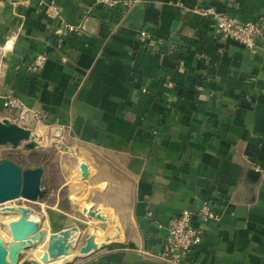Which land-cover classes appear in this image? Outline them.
Instances as JSON below:
<instances>
[{
    "label": "crops",
    "instance_id": "0c3cea01",
    "mask_svg": "<svg viewBox=\"0 0 264 264\" xmlns=\"http://www.w3.org/2000/svg\"><path fill=\"white\" fill-rule=\"evenodd\" d=\"M122 1L131 6L0 0V121L50 133L69 205L57 195L41 228L100 229L108 246L77 264H167L170 220L210 202L221 218L193 217L203 238L183 264H264V49L221 40L202 12L256 22L264 0ZM39 55L43 68L28 71ZM8 96L27 107L26 122L4 108Z\"/></svg>",
    "mask_w": 264,
    "mask_h": 264
},
{
    "label": "water",
    "instance_id": "95a60500",
    "mask_svg": "<svg viewBox=\"0 0 264 264\" xmlns=\"http://www.w3.org/2000/svg\"><path fill=\"white\" fill-rule=\"evenodd\" d=\"M38 138L32 130L12 123L8 119L0 121V147L10 146L16 150L22 143H26L25 149L34 150L39 147ZM80 168L82 178L87 179L88 166L82 164ZM43 175V168L23 169L10 160H2L0 162V204L21 198L29 202H37L44 195L41 188ZM4 212L18 215L19 219L9 223L11 241L6 242L0 237V264H19L25 251L42 244H47V249L42 256L43 262L71 256L75 251L79 228L72 227L58 233H48L41 228L40 222L30 220L29 217L33 211L29 208L8 207L4 209ZM83 212L97 220H105L99 211H89L85 208ZM107 246L108 243L98 245L92 235L80 248V254L85 257ZM33 264L37 263L33 261Z\"/></svg>",
    "mask_w": 264,
    "mask_h": 264
},
{
    "label": "built area",
    "instance_id": "2783aa9c",
    "mask_svg": "<svg viewBox=\"0 0 264 264\" xmlns=\"http://www.w3.org/2000/svg\"><path fill=\"white\" fill-rule=\"evenodd\" d=\"M111 8L123 5L129 7L130 3L122 0H104ZM203 14L210 15L213 18L217 36L223 41H232L246 47L251 51L264 49V16L256 22H243L226 13L219 12L213 8H207L202 11ZM46 15L51 19L60 16V7L51 2L46 7ZM68 34H78L77 27L65 25ZM140 37L147 43L149 50L156 47V42L152 39L148 31L143 30ZM14 48L13 39H9L2 47V52L12 51ZM46 62L45 55L37 56L31 64L27 65L30 72L40 71ZM169 86H172L169 84ZM4 108L18 113V118L26 122L29 117L27 107L15 97L4 98ZM198 216L203 222H217L221 215L217 213L210 202H204L197 211L183 210L181 214L170 220L165 239L163 259L167 264H183V260L192 250L202 242V231L192 223L193 217Z\"/></svg>",
    "mask_w": 264,
    "mask_h": 264
},
{
    "label": "rangeland",
    "instance_id": "374dc122",
    "mask_svg": "<svg viewBox=\"0 0 264 264\" xmlns=\"http://www.w3.org/2000/svg\"><path fill=\"white\" fill-rule=\"evenodd\" d=\"M39 138L37 142L39 143V147L34 150H27L24 147V143L21 146L13 150L10 146L8 147H0V161L7 160L6 158H10L15 162H23L24 166H35L37 163H40L45 166L47 173L45 174L42 180V189L44 195L41 199L37 202H29L25 199H19L16 201L7 202L4 204H0V237L4 239L6 242L11 241V236L8 228V224L14 220H16L15 214L4 212L5 208L13 207H26L33 211V213L37 216L40 214V209L44 208L45 206H52L56 204L57 195L61 198V206L64 209L69 207L68 203L66 202V195L64 191L58 192L61 183L63 182L62 177L58 174L57 171V149L53 146V140L50 133H42L40 132L37 135ZM32 153H36L32 156ZM12 162V161H11ZM85 217H90L88 214H85ZM39 218V216H38ZM41 218H39V222L41 224ZM87 219V218H86ZM100 229H86L81 231L78 234V238L76 241L75 251L73 252V256H71L64 264H77L81 261L82 257L80 254V248L85 242L86 236L90 233L93 236H97V243L99 242L100 238H103V232ZM99 244V243H98ZM43 246L38 245L36 248L27 250L24 252L22 259L28 262V264H33V261L39 259L43 254ZM40 252V255L38 253ZM22 260V261H23Z\"/></svg>",
    "mask_w": 264,
    "mask_h": 264
},
{
    "label": "bare ground",
    "instance_id": "6f19581e",
    "mask_svg": "<svg viewBox=\"0 0 264 264\" xmlns=\"http://www.w3.org/2000/svg\"><path fill=\"white\" fill-rule=\"evenodd\" d=\"M7 203V202H6ZM4 204V203H3ZM16 216V220H14V221H17L18 219H19V216L18 215H15ZM30 220H32V221H35V222H39V218H38V216H36L34 213H32L31 215H30ZM11 223V222H10ZM8 228H9V232H10V227H9V224H8ZM49 233V232H48ZM10 236H11V233H10ZM4 240V239H3ZM11 240H12V238H11ZM95 240H96V243H97V239L95 238ZM5 241V240H4ZM98 244V243H97ZM42 245H44V244H42ZM99 245V244H98ZM46 249H47V244H45L44 246H43V251L45 252L46 251ZM44 252H43V254H44ZM43 254H42V256H43ZM38 255H40V252L38 253ZM42 256H38V257H40L39 259H36L35 260V262L37 263V264H64L71 256H73V254L71 255V256H67V257H64V258H60V259H58V260H56V261H53V260H50L49 262H43L42 261Z\"/></svg>",
    "mask_w": 264,
    "mask_h": 264
},
{
    "label": "trees",
    "instance_id": "16d2710c",
    "mask_svg": "<svg viewBox=\"0 0 264 264\" xmlns=\"http://www.w3.org/2000/svg\"><path fill=\"white\" fill-rule=\"evenodd\" d=\"M35 154H36V153H32V156L35 155ZM6 159L12 161L13 163L17 164L18 166H20V167L23 168V169L43 168V169H45V171H47L46 168H45V166L42 165V164H40V163H37L35 166L29 167V166H24V165L22 164L23 162H15L14 160H12V159H10V158H6ZM0 162H1V161H0Z\"/></svg>",
    "mask_w": 264,
    "mask_h": 264
}]
</instances>
